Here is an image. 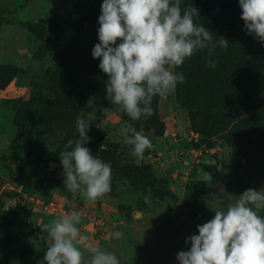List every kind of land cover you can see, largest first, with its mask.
Here are the masks:
<instances>
[{"label": "rangeland", "instance_id": "rangeland-1", "mask_svg": "<svg viewBox=\"0 0 264 264\" xmlns=\"http://www.w3.org/2000/svg\"><path fill=\"white\" fill-rule=\"evenodd\" d=\"M84 1L0 0V64L23 69L0 89V264H38L43 259L41 237L46 233L40 228L60 215L44 211L41 201H58L69 212H79L81 233L90 243L113 252L120 264H178L177 252L190 247L185 238L198 233L196 226L212 219L215 211L226 209L224 189L238 197L248 188L264 187V159L255 163L256 155L245 146L223 138L213 137L211 144L201 141L187 110L177 104L175 91L167 99L157 97L162 134L136 129L153 145L137 158L123 142L122 130L129 125L106 107L95 115L85 107L91 98L87 97L73 102L80 106L78 116L96 122L104 140L115 144L116 162L150 165L158 185L176 199L145 196L102 158L112 169L110 192L90 202L67 191L56 154L61 132L47 135L44 145L35 141L42 128L35 113H40L49 92L44 70L56 65L57 49L40 41L30 25L68 30L70 19L82 16ZM29 99L35 113H28L19 140L14 106ZM259 214L264 216V211ZM3 252L8 253L7 260Z\"/></svg>", "mask_w": 264, "mask_h": 264}, {"label": "clouds", "instance_id": "clouds-1", "mask_svg": "<svg viewBox=\"0 0 264 264\" xmlns=\"http://www.w3.org/2000/svg\"><path fill=\"white\" fill-rule=\"evenodd\" d=\"M247 34L264 44V0H238ZM182 0H103L98 17L96 43L91 55L107 75L105 99L130 120L153 115L154 97L167 99L179 83L182 72L174 71L186 59L208 49L212 55L213 33L197 23L199 9ZM201 18V17H200ZM229 40L219 36L218 44L228 48ZM207 66L216 67L209 59ZM89 98L85 107L94 110ZM90 121L78 116V138L69 139L59 153L63 186L84 199L95 202L111 190L110 164L94 156L89 147ZM123 142L131 154L143 158L153 147L148 136L130 125L123 130ZM229 203L215 211L207 222L197 225L198 233L185 238L188 250L176 254L178 264H264V187L248 188L238 197L224 189ZM79 212H68L41 226L45 254L38 264H120L118 257L89 242L77 227Z\"/></svg>", "mask_w": 264, "mask_h": 264}, {"label": "trees", "instance_id": "trees-1", "mask_svg": "<svg viewBox=\"0 0 264 264\" xmlns=\"http://www.w3.org/2000/svg\"><path fill=\"white\" fill-rule=\"evenodd\" d=\"M102 2L85 0L82 16L72 17L68 30L44 23L30 25V30L40 41L57 49L58 61L55 66L44 70L45 87L49 92L39 107L40 113L34 112L35 104L32 105L30 99L14 106V124L19 140L24 137L28 113L34 112L42 125L35 136L37 143L44 145L47 135L56 129L61 132L56 149L59 156L69 139L78 138L76 119L80 106L73 102H82L87 97H94L96 101L95 115L106 107L137 130L162 134L158 96L152 102L153 115L141 117L139 121L130 120L105 99L104 84L108 77L98 67L99 59L91 55L93 46L98 43ZM189 5L199 9L201 18L194 19L212 31L215 46H209L212 48L211 57L208 49H204L174 69L185 76V82L179 83L174 90L176 102L187 110L190 126L200 135L201 141L211 144L213 137H219L239 143L256 155L253 160L258 163L264 159V44L247 34L238 0H182V10ZM219 36L229 40L226 50L219 47ZM209 59L216 61L214 69L207 66ZM21 72L23 69L17 66L0 64V89ZM96 124L90 123L87 135L91 140L86 144L94 156L113 163L122 176L145 196L176 199V195L158 185L160 180L150 165L117 163L115 144L104 140V133ZM11 214L15 218V214ZM3 255L7 260L8 253L3 252Z\"/></svg>", "mask_w": 264, "mask_h": 264}, {"label": "built area", "instance_id": "built-area-1", "mask_svg": "<svg viewBox=\"0 0 264 264\" xmlns=\"http://www.w3.org/2000/svg\"><path fill=\"white\" fill-rule=\"evenodd\" d=\"M5 91L6 89H4L2 92H5ZM41 204H42L44 211L48 213H52V214L63 215L70 211L66 209L65 206L58 201H45V202L41 201Z\"/></svg>", "mask_w": 264, "mask_h": 264}]
</instances>
